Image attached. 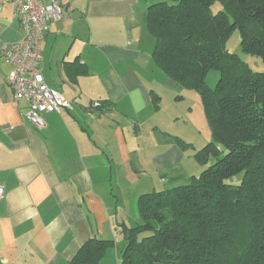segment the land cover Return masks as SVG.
<instances>
[{
  "label": "crops",
  "instance_id": "obj_1",
  "mask_svg": "<svg viewBox=\"0 0 264 264\" xmlns=\"http://www.w3.org/2000/svg\"><path fill=\"white\" fill-rule=\"evenodd\" d=\"M64 1L74 11L50 24L40 70L72 109L45 113L36 127L0 59V264H69L90 239L114 240L100 264H120L121 224L137 220L139 196L195 176L196 151L174 139L186 142L187 121L175 122L164 100L183 87L153 59L154 0ZM22 35L11 4L0 3V46Z\"/></svg>",
  "mask_w": 264,
  "mask_h": 264
},
{
  "label": "trees",
  "instance_id": "obj_2",
  "mask_svg": "<svg viewBox=\"0 0 264 264\" xmlns=\"http://www.w3.org/2000/svg\"><path fill=\"white\" fill-rule=\"evenodd\" d=\"M146 27L156 66L199 93L217 142L195 154L212 162L188 183L139 196L137 220L121 224L120 264H264V70L227 46L239 30L243 51L264 62V0H154ZM114 246L90 239L69 264H100Z\"/></svg>",
  "mask_w": 264,
  "mask_h": 264
},
{
  "label": "built area",
  "instance_id": "obj_3",
  "mask_svg": "<svg viewBox=\"0 0 264 264\" xmlns=\"http://www.w3.org/2000/svg\"><path fill=\"white\" fill-rule=\"evenodd\" d=\"M1 4H11L13 14L19 18L23 35L19 40L0 46V59L12 66L7 83L17 101L25 100V117L36 127L43 128L45 113L72 109L71 102L59 91L50 88L40 70L42 45L50 24L66 20L74 7L64 0H0ZM92 106L102 109L101 101ZM5 189L0 185V197Z\"/></svg>",
  "mask_w": 264,
  "mask_h": 264
},
{
  "label": "rangeland",
  "instance_id": "obj_4",
  "mask_svg": "<svg viewBox=\"0 0 264 264\" xmlns=\"http://www.w3.org/2000/svg\"><path fill=\"white\" fill-rule=\"evenodd\" d=\"M222 6L220 3H216L213 7L214 11L221 9ZM228 49L236 54H239L242 59H244L253 71L259 72L264 70V62L261 57L248 54L243 51L241 45V33L239 30H235L232 37L230 38L228 44ZM219 79V72L217 70H211L207 74L206 82L210 87H215ZM182 94L183 97L180 100H177L175 97L177 94ZM165 106H168L169 109L173 110L177 115L175 122L177 121H187L183 125H187V129H184L185 140L187 143L191 144L188 148L196 153L202 150L207 144L215 143L211 129L209 127L203 104L200 98V95L197 91L193 89L181 88L176 91H167L164 94ZM188 122H190V127L188 128ZM177 124L174 126L175 131L181 129ZM172 127V126H170ZM191 142V143H190ZM193 161V160H192ZM195 166V176H198L204 169H206L209 164L212 162L210 160L205 166L201 165L196 159L193 161ZM242 175H237L228 180L229 183L238 184ZM187 181V180H186ZM181 182L182 183H185ZM187 183V182H186ZM132 223V222H131ZM117 263V262H116Z\"/></svg>",
  "mask_w": 264,
  "mask_h": 264
}]
</instances>
